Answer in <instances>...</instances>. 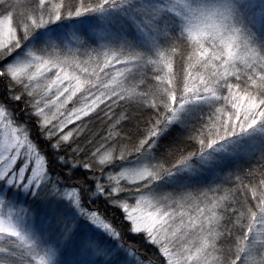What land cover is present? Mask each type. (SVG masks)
Here are the masks:
<instances>
[{
  "label": "snow or ice",
  "instance_id": "1",
  "mask_svg": "<svg viewBox=\"0 0 264 264\" xmlns=\"http://www.w3.org/2000/svg\"><path fill=\"white\" fill-rule=\"evenodd\" d=\"M126 234L264 264V0H0V264H145Z\"/></svg>",
  "mask_w": 264,
  "mask_h": 264
},
{
  "label": "trees",
  "instance_id": "2",
  "mask_svg": "<svg viewBox=\"0 0 264 264\" xmlns=\"http://www.w3.org/2000/svg\"><path fill=\"white\" fill-rule=\"evenodd\" d=\"M252 3H255L256 0H251ZM117 115H119V112H117ZM37 130H33V139H38L39 135L38 133H36ZM163 143V141H162ZM192 147H188L186 149L185 154H187V152L192 151ZM246 159V158H245ZM170 162H174V159ZM241 163L243 164V167L245 169L249 168L250 165L248 163H245L243 160L241 161ZM258 163V161H252L251 166H255V164ZM250 193H249V198H250ZM254 203V201H253ZM90 207H94V205H89ZM101 209H103V204H101ZM109 215H111V212H109ZM123 213L122 212H117L115 214V220H114V224L115 226H119L120 221L122 219ZM236 235H241V233L239 231L236 232ZM235 240V237H233V241ZM125 242L126 243H130V244H135L137 246V251L138 254H140L145 260H147L148 257L154 256L156 253H158V248H156L155 246H151V245H145L143 243H141V238L137 235H125Z\"/></svg>",
  "mask_w": 264,
  "mask_h": 264
},
{
  "label": "rangeland",
  "instance_id": "3",
  "mask_svg": "<svg viewBox=\"0 0 264 264\" xmlns=\"http://www.w3.org/2000/svg\"><path fill=\"white\" fill-rule=\"evenodd\" d=\"M255 3L258 4V3H259V0H256ZM77 36L79 37L80 34L77 33ZM67 40H69L73 45H75V42H76V38H75V37L69 36V37H67ZM53 75H55V74L53 73ZM35 129H36V128L34 127L33 130H35ZM36 130H37V129H36ZM36 133H38V135H39L38 130H37ZM225 171H228V169H225ZM204 177H205L206 179H211V176H210V174H208V173H205V174H204ZM229 186H230V185H229ZM132 203H134V202H132ZM33 207H36V205H33ZM89 207H90V206H89ZM37 211L39 212V211H41V209L37 208ZM82 224H83V222H82ZM66 258H68V259H72V257H66ZM145 264H147V260H145Z\"/></svg>",
  "mask_w": 264,
  "mask_h": 264
}]
</instances>
